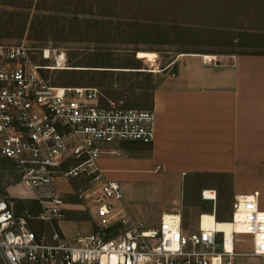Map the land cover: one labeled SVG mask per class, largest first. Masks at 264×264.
Here are the masks:
<instances>
[{
  "label": "built area",
  "instance_id": "built-area-1",
  "mask_svg": "<svg viewBox=\"0 0 264 264\" xmlns=\"http://www.w3.org/2000/svg\"><path fill=\"white\" fill-rule=\"evenodd\" d=\"M215 63L216 58L206 59ZM66 54L26 43H0V159L12 162L41 212L18 214L0 192V255L6 264H235L245 256L264 264V210L258 191L235 196L230 234L215 227L186 233L179 212L162 214L156 228L131 219L123 207L124 185L105 178L97 162L101 144H152L151 109L124 100L102 102L94 87L54 84L48 71L63 70ZM160 167L158 166L157 169ZM78 180V185L72 182ZM88 209L94 227L65 240L48 241L30 222L65 218L68 200ZM216 198V194L213 196ZM241 236L250 251H239Z\"/></svg>",
  "mask_w": 264,
  "mask_h": 264
},
{
  "label": "crops",
  "instance_id": "crops-1",
  "mask_svg": "<svg viewBox=\"0 0 264 264\" xmlns=\"http://www.w3.org/2000/svg\"><path fill=\"white\" fill-rule=\"evenodd\" d=\"M215 58L207 63L201 54L180 55L162 72L151 106L152 144L100 146L99 169L124 185L123 207L149 228L159 225L148 224L151 218L179 212L184 231L191 233L200 220L205 228L210 216H227L235 196L254 189L264 196V54ZM205 191L216 198L205 197ZM67 209L76 212L74 220L42 223L48 241L55 230L71 240L94 227L88 209L74 201Z\"/></svg>",
  "mask_w": 264,
  "mask_h": 264
},
{
  "label": "rangeland",
  "instance_id": "rangeland-1",
  "mask_svg": "<svg viewBox=\"0 0 264 264\" xmlns=\"http://www.w3.org/2000/svg\"><path fill=\"white\" fill-rule=\"evenodd\" d=\"M82 2L84 7L77 6L76 0H48L39 9L38 0H0V43H26L64 52L67 68L47 72L52 83L94 87L101 91L103 103L107 99L124 100L128 108L135 109H151L162 72L180 55L264 54V0ZM83 10L87 18L109 14L107 23L97 26L96 35L92 24L75 18ZM37 14L42 18L32 23ZM145 51L157 54L154 62L142 58ZM0 192L15 202L18 214L28 210L36 216L42 211L7 159H0ZM260 196L264 197L262 193ZM66 200L73 202V195H66ZM225 211L227 216L217 219L232 221V204ZM75 213L66 209L65 218L74 220ZM159 221L151 218L146 222ZM30 226L38 234L46 230L35 220ZM240 239L238 250L250 251V237ZM0 264H6L1 255ZM235 264H257V260L238 256Z\"/></svg>",
  "mask_w": 264,
  "mask_h": 264
},
{
  "label": "bare ground",
  "instance_id": "bare-ground-1",
  "mask_svg": "<svg viewBox=\"0 0 264 264\" xmlns=\"http://www.w3.org/2000/svg\"><path fill=\"white\" fill-rule=\"evenodd\" d=\"M141 56H142V58L146 59L149 62H154L157 54L155 52L145 51L141 54ZM204 58L214 59L215 56L214 55H204ZM64 68L66 69L67 66H65ZM152 71L159 72V70H152ZM22 185H23V187H25V189H27L25 184L22 183ZM214 195H215L214 192L205 191V197H207V198H212ZM208 221H210V223H207L205 228L215 227L218 230H221L222 232H226L227 234H230L234 228H237V230H239V232H242L240 224H235V223H233V221L232 222L218 221L214 215L210 216Z\"/></svg>",
  "mask_w": 264,
  "mask_h": 264
},
{
  "label": "trees",
  "instance_id": "trees-1",
  "mask_svg": "<svg viewBox=\"0 0 264 264\" xmlns=\"http://www.w3.org/2000/svg\"><path fill=\"white\" fill-rule=\"evenodd\" d=\"M47 2H48V0H38V8L40 7L39 9H41V4L42 3H47ZM76 4H77V6H83L82 0H76ZM96 6H101V5H96ZM106 16L109 17V14L108 15H105V16H99V15H97V16L95 15L94 16L93 15V16H90L89 18H87L88 17L87 16V13L83 10L82 12H77V15L75 16V18L77 20L78 19L79 20L82 19L85 23L92 24V30L94 31V35H96L97 34V31H98L97 26L99 24L107 23V21H106L107 18H105ZM40 17L42 18V16H40L39 14L35 15L34 16V19L32 20V23H36L37 20H38V18H40ZM26 19H27V17H26ZM109 23L112 24L113 23V20H109Z\"/></svg>",
  "mask_w": 264,
  "mask_h": 264
}]
</instances>
